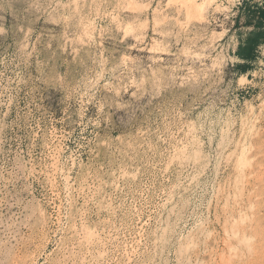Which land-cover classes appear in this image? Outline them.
Instances as JSON below:
<instances>
[{
  "label": "rangeland",
  "instance_id": "obj_1",
  "mask_svg": "<svg viewBox=\"0 0 264 264\" xmlns=\"http://www.w3.org/2000/svg\"><path fill=\"white\" fill-rule=\"evenodd\" d=\"M245 2L0 0V264H264Z\"/></svg>",
  "mask_w": 264,
  "mask_h": 264
},
{
  "label": "trees",
  "instance_id": "obj_2",
  "mask_svg": "<svg viewBox=\"0 0 264 264\" xmlns=\"http://www.w3.org/2000/svg\"><path fill=\"white\" fill-rule=\"evenodd\" d=\"M246 13V27H252V30L241 39L238 46L236 57L246 63H251L257 59L259 48L264 44V6H250L244 3ZM237 25L239 22L237 20ZM238 68L245 72L247 66L238 65Z\"/></svg>",
  "mask_w": 264,
  "mask_h": 264
},
{
  "label": "bare ground",
  "instance_id": "obj_3",
  "mask_svg": "<svg viewBox=\"0 0 264 264\" xmlns=\"http://www.w3.org/2000/svg\"><path fill=\"white\" fill-rule=\"evenodd\" d=\"M46 224V223H45Z\"/></svg>",
  "mask_w": 264,
  "mask_h": 264
}]
</instances>
